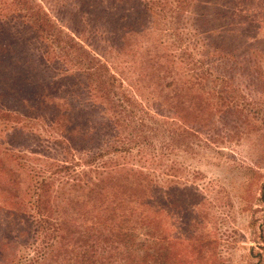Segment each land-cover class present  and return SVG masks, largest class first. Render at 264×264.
<instances>
[{"label":"trees","instance_id":"obj_1","mask_svg":"<svg viewBox=\"0 0 264 264\" xmlns=\"http://www.w3.org/2000/svg\"><path fill=\"white\" fill-rule=\"evenodd\" d=\"M41 1L0 0V264H200L195 253H188L189 241L171 235L162 209L152 214L149 204L155 207V203L147 197L154 188L152 172L146 168L139 172L129 162L101 161L129 155L138 145L140 160L160 163V155L143 154V144L149 141L145 131L134 133L139 126L149 130L146 119L162 115L154 110L163 107L156 101L159 92L174 93L168 111L178 117L172 121L195 120L199 128H208L215 110L211 96L205 99L202 94L207 76L215 87H231L233 93L223 90L227 109L234 103L242 108L235 115L248 117L247 107L235 102L236 78H248L251 84L264 80V63L256 59L264 54V36H259L264 0H78L76 15L68 8L70 0H60L58 9L52 0ZM54 13L71 21L68 27L77 38ZM166 21L171 26L167 29ZM157 23L164 28L158 44L141 41ZM186 25L194 34L190 40L195 51L211 60L210 65L193 55L178 58L179 62L170 53L171 39L182 51L179 32L188 29ZM94 36L110 42L111 50L99 54L104 60L89 46ZM59 46L81 63H71L73 68L65 65L51 53ZM128 50L136 59L122 66L125 71L120 74H138L128 79L129 87L126 78L119 81L112 75L120 89L115 103L109 87L105 86L106 95L100 94L82 75L90 78L95 70L110 68L119 73L116 54ZM107 52L111 54L106 57ZM89 59L97 66L86 64L92 62ZM181 64L184 71L198 72L190 76L196 82L175 71ZM168 72L174 75L171 80L160 77ZM145 79L154 90L150 100H144L140 90ZM196 86H202V92ZM104 96L109 99L106 104L99 101ZM179 106L197 113L188 118ZM43 141L59 150L57 158L41 153L38 146ZM3 164L9 170L6 178ZM24 169L29 172L27 180L19 178L13 186L11 175ZM79 173L85 177H77ZM123 179L130 180L124 184L129 192L139 193L136 199L112 195ZM81 213L84 216H77Z\"/></svg>","mask_w":264,"mask_h":264},{"label":"rangeland","instance_id":"obj_2","mask_svg":"<svg viewBox=\"0 0 264 264\" xmlns=\"http://www.w3.org/2000/svg\"><path fill=\"white\" fill-rule=\"evenodd\" d=\"M33 1L42 2L41 0ZM51 3L57 9L62 5L60 0H52ZM70 4L68 8H71L70 11L72 10L73 14L76 15L81 3L78 0H70ZM53 16H56L55 19L66 31L75 34L68 27L71 21L63 14L57 16L54 13ZM155 25L156 27L152 28V34L142 36L141 41L158 44L157 40L161 38L160 31L162 32L164 28L163 26L160 28L158 23ZM73 26L76 25L73 24ZM169 27L171 26H168L167 23L165 29ZM186 27L188 29H181V32H179L182 36V51L175 46L174 41L171 39L169 41L172 43L169 46L170 53L179 62L178 58L188 60L189 55L202 59V53L195 51L197 49L191 43L190 39L194 38V34L189 29L191 27L189 25H186ZM257 29H260V26ZM262 29V32L258 31L259 36H264V27ZM73 36L77 38L78 34ZM171 37L174 38L173 35ZM48 39L51 40V38ZM105 41V38L99 36L89 38V46L96 49V56L101 60H104L105 57L99 54H105L107 48L111 50L108 47L110 42ZM261 47L264 50V46L261 45ZM51 53L59 55L68 67H76L71 63H81L72 54L65 55L61 50V46ZM116 53L115 51L111 58L115 57ZM110 54L111 52H107L106 57ZM259 54L261 57H256V59H260L264 63V54ZM176 55L179 57L176 58ZM116 56L118 58L116 64L121 66L118 69L119 73L110 68L109 72L95 70L93 75L90 74V78L88 74L83 73L82 75L87 78V81L91 82L94 89H100L101 92L98 90L100 94L104 93L106 95L104 91L107 92V88L105 86L109 87L111 90L109 97L114 102L119 98L120 89L119 86H114L112 75L119 81L126 78L124 84L125 87H129L131 82H128V79L132 80L138 74H120L125 71L122 66L126 67L128 62L136 59L132 51L118 53ZM202 60H205L207 65L212 62L205 58ZM88 62L86 61V64L97 66L93 61ZM101 62L106 64L104 61ZM183 65L175 67V71L185 74L188 81L196 82L195 76H190L198 75V72L191 69L184 71ZM86 69L87 66L83 70ZM130 70L135 71L134 68ZM138 70L141 72L139 68ZM262 70H264V65ZM173 76L172 73L168 72L167 75L162 74L160 77L171 80ZM209 78L210 76H207L206 81L202 82L204 92L200 90L202 86H196L205 99L207 96H211L213 100L212 108L215 110V116L208 128H199L198 124L195 125V120L185 122L177 119L174 121L178 122L172 121L174 117H178L175 112L168 111L171 108L168 106V102H170L174 93L159 92L160 97L156 98V101L162 102L163 107L155 106L156 109L154 110H156V113H162V115L156 116V118H147L148 123L146 121V124H148L149 130L147 127L139 126L134 130V133L139 134L140 130L145 131L149 141L143 144H146L143 149L146 154H143L147 158L160 155V163L154 162L147 165L144 160H140L139 155H137L139 154L138 145L133 148L129 155L122 153L107 157L101 162L108 165L113 164L114 161L120 164L129 162L139 172L140 170L145 171V168L152 172L150 178L153 179L154 188L147 195L155 203V207L152 203L149 204L152 214L162 209L160 212L164 215V219L171 229V235L175 236L177 234L185 237L191 246L188 253L190 255L195 253L200 264H264V80L258 82L253 80L251 84L248 82V78L237 80L235 76L236 82H239L237 86L239 91L234 93L235 96H238L235 102L245 105L247 111L243 112L249 115L239 119V115H235V113H238L242 108L232 103L233 106H229V109H227V102L224 100L227 99V92L231 91L233 93L232 88L226 87V84L223 87L219 86L220 84L215 87ZM197 82L201 83L198 80ZM150 84L147 79L141 83L143 88L140 87V90L144 100L153 98L151 93L154 90L151 92L149 89ZM233 85L236 87L235 83ZM135 97L140 98L139 95ZM99 101L106 104L109 99L104 96ZM181 107L183 106L176 108H180L188 118H194L197 113L196 110L185 111ZM227 110L230 111V115L226 113ZM89 114L88 116H90ZM253 117H255V120L251 119ZM187 126L192 127L193 130ZM2 131L3 129L0 128V132ZM41 132L39 130L37 134L41 135ZM2 137L3 135L0 134V141ZM140 140L141 137L139 142ZM40 144H43L38 146L41 153L47 151L53 158L58 157L59 150L56 152L55 148L49 147L44 141ZM4 162L7 163L8 161L5 159ZM151 166L154 169L150 168ZM1 168L5 170L3 176L6 178L5 176H7L9 170L7 171L4 164ZM24 170L11 175L13 186L16 184L14 181L19 178L27 180L29 172L26 169ZM149 171L147 172L150 173ZM80 174L83 173L76 174L77 177H85ZM11 177L8 175V178ZM131 180L135 183L133 179ZM129 181L123 179L119 183L121 185L118 193L112 191V195L124 196L125 199H136L139 193L129 192L128 185H124ZM20 185L18 184V186ZM115 187L111 189L113 190ZM81 210L84 212L85 207ZM77 216L82 217L84 214L81 213ZM211 255H214L215 258Z\"/></svg>","mask_w":264,"mask_h":264}]
</instances>
